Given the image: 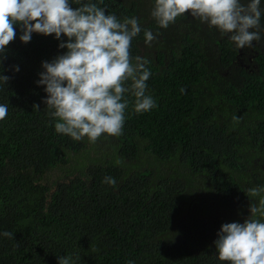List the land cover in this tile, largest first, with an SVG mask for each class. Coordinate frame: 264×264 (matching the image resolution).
I'll return each instance as SVG.
<instances>
[{"label": "trees", "instance_id": "16d2710c", "mask_svg": "<svg viewBox=\"0 0 264 264\" xmlns=\"http://www.w3.org/2000/svg\"><path fill=\"white\" fill-rule=\"evenodd\" d=\"M69 3L138 18L130 54L148 61L146 94L157 106L137 113L129 91L121 135L91 143L56 132L37 81L67 37L33 32L25 43L14 25L0 53L10 78L0 83V264H228L214 244L221 225L243 223L264 197L248 194L264 187V31L237 49L190 13L161 28L154 0ZM145 30L156 37L150 46Z\"/></svg>", "mask_w": 264, "mask_h": 264}, {"label": "clouds", "instance_id": "9594fccd", "mask_svg": "<svg viewBox=\"0 0 264 264\" xmlns=\"http://www.w3.org/2000/svg\"><path fill=\"white\" fill-rule=\"evenodd\" d=\"M260 5L261 0H154L151 15L161 28H167L178 16L190 13L222 34H231L237 49H245L261 40L264 26ZM15 24L20 25L19 38L25 43L33 32L54 34L58 40L62 34L67 37L58 45L66 51L51 62H42L44 71L37 81L45 85V103L54 109L50 115L58 118L56 132L77 141L87 137L91 143L102 134L121 135L128 104L123 97L129 91L135 97L137 113L157 106L146 94V81L151 75L145 67L148 61L137 56L133 64L130 54L132 39L141 32L138 18L125 17L121 22L95 3L73 8L69 0H0V53L15 39ZM144 37L149 46L156 39L150 30L144 31ZM9 79L0 75L2 84ZM127 81H131L130 87L125 86ZM7 114L8 106L0 104V120ZM105 182L117 186L112 177H105ZM261 193L264 187L248 190L251 197ZM257 217L264 218V197L258 205L249 203V216L243 223L221 225L214 241L220 261L264 264V219ZM3 235L13 238L12 232ZM58 262L70 264V258L58 257Z\"/></svg>", "mask_w": 264, "mask_h": 264}, {"label": "flooded vegetation", "instance_id": "af4514ba", "mask_svg": "<svg viewBox=\"0 0 264 264\" xmlns=\"http://www.w3.org/2000/svg\"><path fill=\"white\" fill-rule=\"evenodd\" d=\"M261 10H262V15H261V18L264 19L262 16H264V0H261Z\"/></svg>", "mask_w": 264, "mask_h": 264}]
</instances>
